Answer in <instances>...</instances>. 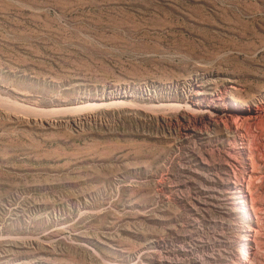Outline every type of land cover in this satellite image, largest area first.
Wrapping results in <instances>:
<instances>
[{
  "label": "rangeland",
  "instance_id": "374dc122",
  "mask_svg": "<svg viewBox=\"0 0 264 264\" xmlns=\"http://www.w3.org/2000/svg\"><path fill=\"white\" fill-rule=\"evenodd\" d=\"M0 264H264V0H0Z\"/></svg>",
  "mask_w": 264,
  "mask_h": 264
},
{
  "label": "bare ground",
  "instance_id": "6f19581e",
  "mask_svg": "<svg viewBox=\"0 0 264 264\" xmlns=\"http://www.w3.org/2000/svg\"><path fill=\"white\" fill-rule=\"evenodd\" d=\"M196 94H204V92L198 91ZM208 94H211L214 97V99H212L211 101H208L206 103L204 102L203 104L199 103V107L197 109H194V112L198 114V117H196L197 115L195 116L196 122L209 126L210 124H212L214 122H226V124H227V121L229 120V118H232L233 121L236 122V124H237L238 122L235 119L237 117H235L234 113H230L229 115H224L221 112H219L215 108L216 106L213 104V103H217V102L222 101L224 99L223 94L222 93H216V92H212V93H208ZM252 160H253V158H252ZM253 164H254V162H253ZM257 166H258V164H257ZM254 169H255V167H254Z\"/></svg>",
  "mask_w": 264,
  "mask_h": 264
},
{
  "label": "built area",
  "instance_id": "2783aa9c",
  "mask_svg": "<svg viewBox=\"0 0 264 264\" xmlns=\"http://www.w3.org/2000/svg\"><path fill=\"white\" fill-rule=\"evenodd\" d=\"M140 90L145 93L147 96H154L156 95L155 93H151V89L150 87H148L147 85H145L144 87L140 88Z\"/></svg>",
  "mask_w": 264,
  "mask_h": 264
}]
</instances>
